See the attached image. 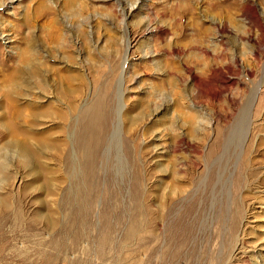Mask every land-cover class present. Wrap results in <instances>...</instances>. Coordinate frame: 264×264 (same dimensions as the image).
Returning a JSON list of instances; mask_svg holds the SVG:
<instances>
[{
    "label": "rangeland",
    "instance_id": "1",
    "mask_svg": "<svg viewBox=\"0 0 264 264\" xmlns=\"http://www.w3.org/2000/svg\"><path fill=\"white\" fill-rule=\"evenodd\" d=\"M0 264H264V0H0Z\"/></svg>",
    "mask_w": 264,
    "mask_h": 264
},
{
    "label": "bare ground",
    "instance_id": "2",
    "mask_svg": "<svg viewBox=\"0 0 264 264\" xmlns=\"http://www.w3.org/2000/svg\"><path fill=\"white\" fill-rule=\"evenodd\" d=\"M255 11L256 10H252L250 13H248V15H247V13H245L246 15H245V17L250 21V22H252V23H254V22H257V23H259L258 21H257V16H256V13H255ZM261 24V23H260ZM26 60V59H25ZM27 61V60H26ZM208 74H211L210 73V71L208 72ZM212 75V74H211ZM100 109H101V107H100V103H97L96 105H95V107H94V110H95V113H96V116H95V120H97V122H100V120H101V113H100ZM95 115V114H94ZM95 125V124H94ZM97 125V124H96ZM96 131V130H95ZM15 140V139H14ZM16 141H17V139H16ZM10 142V141H9ZM13 142V141H12ZM15 142V141H14ZM23 143V142H22ZM10 144V143H9ZM8 145V144H7ZM23 146H25L24 144H23ZM12 147V146H11ZM15 148H17V147H15ZM28 149V148H27ZM26 147H23V149H21L22 150V153L23 154H25L26 153ZM18 152V151H17ZM21 155V154H20ZM24 156H27V155H24ZM30 157V156H29Z\"/></svg>",
    "mask_w": 264,
    "mask_h": 264
}]
</instances>
